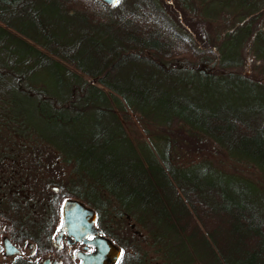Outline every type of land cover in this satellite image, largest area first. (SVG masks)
I'll use <instances>...</instances> for the list:
<instances>
[{
  "label": "trees",
  "instance_id": "1",
  "mask_svg": "<svg viewBox=\"0 0 264 264\" xmlns=\"http://www.w3.org/2000/svg\"><path fill=\"white\" fill-rule=\"evenodd\" d=\"M252 3L253 9L247 7L251 15L237 31H228L216 58L198 49L157 0L113 5L101 0H0V102L17 93L36 98L39 114L59 127L43 139L75 175L69 183L48 181L40 214L27 205V197L21 198L22 187L11 190L8 178V184L0 181V232L19 245L30 241L36 250L0 264H36L37 257L50 251L64 198L91 205L99 222L107 214L127 221L132 212L148 216L156 227L152 232L183 236L185 250L197 247L207 264H264V202L242 190L246 194L238 200L227 197L223 180L191 175L222 172L201 162L176 163L172 150L177 140L170 133L160 136L155 150L141 147V156L110 100L167 125L180 122L191 141L210 139L264 173V81L231 68L240 63L241 40L260 18L264 27V5ZM262 30L252 46L264 60ZM197 62L205 67L198 68ZM48 69H55L65 95H50L32 84ZM254 86L261 91L258 96ZM0 138L1 174L10 154L7 139L1 133ZM119 142L126 143L124 149ZM49 156L47 167L52 168L57 163ZM104 231L118 240L108 228ZM119 242L116 264H146L145 253Z\"/></svg>",
  "mask_w": 264,
  "mask_h": 264
},
{
  "label": "rangeland",
  "instance_id": "2",
  "mask_svg": "<svg viewBox=\"0 0 264 264\" xmlns=\"http://www.w3.org/2000/svg\"><path fill=\"white\" fill-rule=\"evenodd\" d=\"M256 1L260 6L264 5V0H157L174 24L191 35L198 49L203 51L207 57L214 56L216 58L218 57L217 50L226 38L225 35L230 30L237 31L241 20L251 15L247 7L253 9L254 6H249V3L254 2L255 4ZM251 9L249 8V10ZM261 20L262 18L252 33L241 40L238 49L240 63L231 68L250 76L252 79L264 81V60L258 58L259 50L252 46L255 33L262 28L264 31V27H261L263 24H260ZM67 24L74 25L70 21H67ZM257 41L260 42L261 46L262 40ZM233 44L234 42H229L228 47H232ZM179 59L184 60L182 57ZM199 64H203L205 67V62H197L195 66ZM54 70L48 69L46 72L39 73L31 79V82L34 86H43L47 94L63 96L66 94V87L64 85L63 87L59 86ZM213 86L219 89L218 85ZM252 89L257 96L261 92L256 86ZM5 98L4 101L0 102V121L3 123H0V133L7 139V152L10 156L9 160L7 159L4 163L5 169L0 174V181L4 180L7 184L9 182L11 190H18L22 187L21 198L27 197V205L33 208L35 213L40 214L47 195L44 188L48 181L69 183L75 175L71 173V166L65 164L60 158L57 159L55 155L58 152L50 147L47 140L43 139L44 136L46 137L44 133L59 130V127H57L55 120L49 121L39 114L35 104L37 99L28 100L20 93ZM109 98L112 97L109 96ZM110 100L123 123L128 140L133 143L141 156L143 155L141 147L147 150V146L149 149L155 150L156 145L160 144V136L170 133L169 135L176 137L177 140L172 150V156L176 163L185 165L201 162L222 172L218 175L217 173H190L191 175H199L203 181H216V177L223 180L227 187L222 184L221 186L227 197L230 195L238 200V198L249 193L258 202L261 200L264 202V173L251 163L234 159L210 139L206 140L205 138L203 142L191 141L185 137L186 132L183 128L186 127L180 122L173 121L167 125L153 120L149 117L148 112L141 114L136 109L123 106L121 102L117 103L113 99ZM119 143L123 145L124 149L126 143ZM47 155H51L49 156L51 161H56V166L47 167L49 161L46 158ZM240 190L246 193L244 194ZM1 194L2 191H0V196ZM136 215L132 212L127 221V219H117L107 214L102 220V227L108 228L119 241L128 243L129 250H134L140 254L145 253L146 264H177L176 260L182 264L208 263V258L200 256V249L197 251V247L188 245V250H185L181 244L185 240L183 236L171 233L165 237L161 236L159 232L154 233L152 231L156 227L151 218ZM132 223L134 227L130 228ZM1 228L2 224L0 223V231ZM2 237L3 233L0 232V242H2ZM111 238L120 245L118 240ZM31 248L20 245L21 256L27 257L31 253ZM185 251H188V259L183 255ZM3 254V246L1 245L0 261L7 262L11 259L7 256L4 257ZM41 261V256L36 258V264H40Z\"/></svg>",
  "mask_w": 264,
  "mask_h": 264
},
{
  "label": "flooded vegetation",
  "instance_id": "3",
  "mask_svg": "<svg viewBox=\"0 0 264 264\" xmlns=\"http://www.w3.org/2000/svg\"><path fill=\"white\" fill-rule=\"evenodd\" d=\"M68 199H72V200H78L79 202H81L85 207L92 209L95 213V218H94V227L98 230H100V233L102 236L107 237L114 245L118 246L117 243H115L113 241V239L111 238V236L106 233L104 231V228L102 227L103 222H99L98 220V214L96 212V210L89 206L87 203H85L84 201L80 200V199H76V198H64L62 205H61V211H60V215L59 218L56 222V226H55V230L51 239V244L52 247L50 248V251L46 252L44 255H42V261L40 262V264L44 261V259H49L50 263L49 264H65L64 260L65 258L68 259L67 263L69 264H82V258L81 255L85 256V254H89L95 251L96 246L94 245V241H96L94 239V236L92 234H88V235H84V233L87 231V227L85 226V224H87L88 222V217L89 214L85 209H75L73 206L68 207L69 209V213L71 212L72 217L74 219H77L79 221V223H81L83 226H85L86 228L83 229H72V232L74 234H69L68 232L64 231L63 233H59L60 229L62 227L63 224V205L64 202ZM133 225V226H132ZM134 224H130V228H133ZM136 234L137 231H135ZM77 237V239L75 238ZM12 241V240H11ZM12 243L18 247L20 249V245L16 242ZM29 242L25 244L26 247H32L31 248V253L34 250L35 253V247L34 245L32 246H28ZM120 248V247H119ZM121 250V249H120ZM32 253V254H34ZM121 256H118V258L113 262V264H116L119 260ZM102 260H97L95 262V264H98L99 262H101Z\"/></svg>",
  "mask_w": 264,
  "mask_h": 264
},
{
  "label": "water",
  "instance_id": "4",
  "mask_svg": "<svg viewBox=\"0 0 264 264\" xmlns=\"http://www.w3.org/2000/svg\"><path fill=\"white\" fill-rule=\"evenodd\" d=\"M108 5H113L116 3V0H101ZM203 64H199L198 68H202ZM73 206L75 209H85L88 214V222L83 226L77 219L72 217L71 212L69 213L68 207ZM94 218L95 213L92 209L85 207L81 202L78 200L68 199L64 202L63 205V224L60 229V234L64 231L68 232L69 234H74L72 229H83L86 228L87 231L84 235L92 234L94 236V245L96 246L95 251L89 254H85V256L81 255L82 264H95L97 260H102L98 264H113V262L118 258L121 253L119 246L114 245L107 237L102 236L100 230L94 227ZM133 226V225H132ZM77 239V237H75ZM32 243H29L28 246H32ZM2 246L5 256H14L20 254V249L16 247L12 241L9 239L8 236L2 237ZM34 253V250L32 251ZM49 259H44L41 264H49ZM56 264V263H55Z\"/></svg>",
  "mask_w": 264,
  "mask_h": 264
},
{
  "label": "snow or ice",
  "instance_id": "5",
  "mask_svg": "<svg viewBox=\"0 0 264 264\" xmlns=\"http://www.w3.org/2000/svg\"><path fill=\"white\" fill-rule=\"evenodd\" d=\"M116 2H118V0H116Z\"/></svg>",
  "mask_w": 264,
  "mask_h": 264
}]
</instances>
